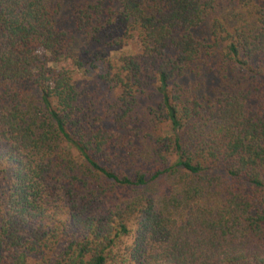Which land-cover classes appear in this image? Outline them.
<instances>
[{
  "label": "trees",
  "instance_id": "16d2710c",
  "mask_svg": "<svg viewBox=\"0 0 264 264\" xmlns=\"http://www.w3.org/2000/svg\"><path fill=\"white\" fill-rule=\"evenodd\" d=\"M0 264H264V0H0Z\"/></svg>",
  "mask_w": 264,
  "mask_h": 264
},
{
  "label": "rangeland",
  "instance_id": "374dc122",
  "mask_svg": "<svg viewBox=\"0 0 264 264\" xmlns=\"http://www.w3.org/2000/svg\"><path fill=\"white\" fill-rule=\"evenodd\" d=\"M132 53V50L131 48H125L119 52H115V53H112V56H117V55H120V54H130Z\"/></svg>",
  "mask_w": 264,
  "mask_h": 264
}]
</instances>
